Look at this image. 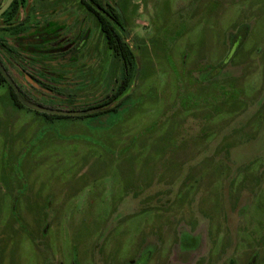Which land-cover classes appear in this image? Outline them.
I'll list each match as a JSON object with an SVG mask.
<instances>
[{
  "label": "rangeland",
  "instance_id": "rangeland-1",
  "mask_svg": "<svg viewBox=\"0 0 264 264\" xmlns=\"http://www.w3.org/2000/svg\"><path fill=\"white\" fill-rule=\"evenodd\" d=\"M81 1L25 0L0 32L29 104L120 83ZM108 1L135 56L116 113L48 120L0 85V264H264V0Z\"/></svg>",
  "mask_w": 264,
  "mask_h": 264
},
{
  "label": "trees",
  "instance_id": "trees-1",
  "mask_svg": "<svg viewBox=\"0 0 264 264\" xmlns=\"http://www.w3.org/2000/svg\"><path fill=\"white\" fill-rule=\"evenodd\" d=\"M21 0H14L10 7L7 9V11L1 16L6 17L8 20H11L12 17L15 16L19 4ZM86 6L96 14L100 26L101 31L104 34L105 41L107 47L113 51V53L118 56L121 59L122 62V68H123V75L121 78L120 83L118 84L117 88L113 93L104 101L101 103L96 104L95 106L86 107V110L90 109H96L101 108L104 106H110L109 108L99 111L97 113L82 115L74 118H87V117H93L98 116L105 113H116L118 108L125 102L126 98L124 95L126 94L131 82H132V72L135 69V56L133 52L131 51L128 44L125 42L124 38L119 35L116 28L113 26L112 22L119 23V15L114 7L109 5V3H105L102 0H82ZM98 8L104 13L106 16L100 14L96 11L94 8ZM7 84L5 79L0 74V85ZM9 91V97L12 102V104L16 108H24V105L18 100L15 93L12 91V89L8 86ZM24 99L25 97L22 96ZM46 119L50 120H56V119H65L69 117L65 116H59V115H53V114H42ZM145 261V260H144ZM143 261V262H144ZM141 262V264H143Z\"/></svg>",
  "mask_w": 264,
  "mask_h": 264
},
{
  "label": "flooded vegetation",
  "instance_id": "flooded-vegetation-1",
  "mask_svg": "<svg viewBox=\"0 0 264 264\" xmlns=\"http://www.w3.org/2000/svg\"><path fill=\"white\" fill-rule=\"evenodd\" d=\"M6 1V0H5ZM103 2H105V3H109V5H111L112 7H114L115 9H116V11H117V13H118V15H119V18H120V20H119V23H116V22H112L113 23V26L116 28V30H117V32L119 33V35L120 36H122L121 35V33H120V31L118 30V27L120 28V29H122L123 28V26H124V23H123V18H122V15H121V13H120V11H119V9L116 7V5L115 4H112L111 2H109L108 0H102ZM25 2V0H21L20 1V4H19V8H20V6L23 4ZM12 4V3H11ZM81 4L84 6V8L86 9V11L87 12H89L90 14H92L93 16H94V18L96 19V21H97V23H98V27H99V29H100V32L102 33V35H103V37H104V34H103V32L101 31V26H100V22H99V20H98V18H97V16H96V14L94 13V12H92L86 5L87 4H85L83 1H81ZM2 6V5H1ZM0 6V7H1ZM10 7V6H9ZM19 8H18V10H17V12H16V14H15V16L18 14V12H19ZM94 9H96V11L97 12H99L100 14H102V15H104V16H106L104 13H102V11L100 10V9H98V8H94ZM7 11V10H6ZM5 11V12H6ZM4 12V13H5ZM3 13V14H4ZM2 14V15H3ZM1 15V16H2ZM0 16V19H4L5 20V22H8V23H3L2 25H0V32H6V31H11L13 34H15V32L14 31H17L16 33H18V32H25L27 29H25L26 28V23H23L24 21H25V19L23 20V21H19V22H17V23H10V21L11 20H13L14 18H15V16L14 17H12V19L11 20H8V18H6V17H1ZM22 24V26L24 25V29L22 30V29H19V27H20V25ZM104 40H105V37H104ZM105 44H106V41H105ZM107 46V45H106ZM108 48V47H107ZM109 49V48H108ZM0 50L1 51H4V50H9V51H11L12 52V49L8 46V45H6V41L4 40V39H2L1 37H0ZM110 50V49H109ZM112 51V50H111ZM5 52V51H4ZM112 53H113V51H112ZM14 54H16V52L14 53ZM113 55L116 57V58H118L119 59V61L121 62V59L118 57V56H116L114 53H113ZM0 64H1V66L3 67V69L6 71V73L9 75V77L14 81V83L16 84V86H17V88H18V91H19V94H20V96H21V98H23L22 96H24L25 97V99L24 100H26L27 99V94L26 93H24L23 92V89L15 82V80L12 78V76L9 74V70L7 69V67L4 65V63H3V61L1 60V58H0ZM121 65H122V62H121ZM37 80V79H36ZM6 81V80H5ZM37 82H39L42 86H44V87H46L45 86V84H42L41 83V81H38L37 80ZM7 83V82H6ZM5 85H7V88H8V86H9V84L7 83V84H5ZM10 87V86H9ZM11 88V87H10ZM12 89V88H11ZM13 91V90H12ZM14 92V91H13ZM8 95H9V91H8ZM16 95V94H15ZM17 97V96H16ZM10 98V97H9ZM12 103V102H11ZM37 105H39L40 107H42V108H46V109H49V110H54V111H61L60 109H55L54 107L53 108H51V107H49V106H46V105H44V104H42V103H36ZM14 106V105H13ZM33 111H35V112H37V113H40L41 115L42 114H47V113H43V112H40V111H36V110H33ZM53 115H56V114H53ZM43 116V115H42ZM59 116H62V115H59ZM44 117V116H43ZM65 117H74V116H65ZM45 118V117H44Z\"/></svg>",
  "mask_w": 264,
  "mask_h": 264
},
{
  "label": "water",
  "instance_id": "water-1",
  "mask_svg": "<svg viewBox=\"0 0 264 264\" xmlns=\"http://www.w3.org/2000/svg\"><path fill=\"white\" fill-rule=\"evenodd\" d=\"M14 0H6L2 6L0 7V16L9 8V6L11 5V3ZM0 74L2 75V77L6 80V82L9 84V86L12 88V90L14 91V93L16 94L18 100L24 105L27 106L33 110L36 111H40L43 113H47V114H56V115H62V116H74V117H78V116H82V115H87V114H92V113H97L99 111H102L104 109L102 108H96V109H90V110H83V111H75V112H68V111H54V110H49L46 108H42V107H38L32 104H29L28 102H26L23 98H21L18 88L16 86V84L14 83V81L9 77V75L6 73V71L3 69V67L0 64Z\"/></svg>",
  "mask_w": 264,
  "mask_h": 264
}]
</instances>
